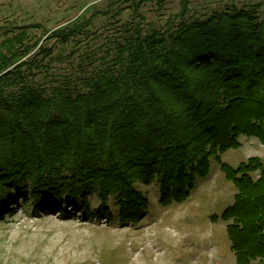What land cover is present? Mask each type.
<instances>
[{
    "label": "trees",
    "instance_id": "1",
    "mask_svg": "<svg viewBox=\"0 0 264 264\" xmlns=\"http://www.w3.org/2000/svg\"><path fill=\"white\" fill-rule=\"evenodd\" d=\"M125 1L140 17L145 1L165 0ZM179 1V14L162 27L121 25L112 47L118 70L90 75L84 81L88 91H75L74 97L63 88L45 95L31 80L66 58L44 41L64 45L87 34L96 12L63 29L42 31L40 44L28 32L39 26L5 33L0 214L13 211L18 196L32 202L33 214L53 207L68 217L63 204L80 208L85 219L111 220V198L118 221L135 223L146 204L137 183L156 179L162 206L182 203L196 178L208 174L209 155L237 148L239 135L264 144V12L260 19L252 6H229L196 18L188 15L189 0ZM100 15L116 12L110 5ZM92 61L84 52L82 63ZM220 170L236 193L211 219L227 223L236 264H264V163L251 157L235 167L221 162ZM90 193L100 200L94 210Z\"/></svg>",
    "mask_w": 264,
    "mask_h": 264
},
{
    "label": "rangeland",
    "instance_id": "2",
    "mask_svg": "<svg viewBox=\"0 0 264 264\" xmlns=\"http://www.w3.org/2000/svg\"><path fill=\"white\" fill-rule=\"evenodd\" d=\"M129 4L125 0H0V39L10 35L13 27L33 25L39 27L28 29L30 39H39L40 44L45 38L42 31L63 29L96 12L87 34L64 45L44 41L47 46L54 44L53 53L62 52L66 58L51 62L31 80L45 95L63 88L74 97L75 91H88L84 81L90 75L118 70L112 47L120 38L121 25L139 22L143 29L158 28L175 20L180 11L179 0H165L161 5L145 1L138 10L140 18L127 8ZM110 5L116 15H100ZM229 6H252L263 19L264 0H189L187 9L189 17L204 18ZM84 52L92 54L91 65L82 63ZM238 142L237 148L209 155L208 174L196 178L182 203L162 206L156 179L137 183L146 204L140 206L135 223L118 221V205L111 198L107 206L112 219L108 220L103 216L85 219L80 208L63 204L68 217L53 207L33 214L30 200L14 196L15 209L0 214V264H236L227 223L211 219L232 204L236 193L220 163L235 167L251 157L264 163V144L257 137L239 135ZM87 201L90 210L100 204L94 193L87 195ZM7 204L8 209L13 206L9 200Z\"/></svg>",
    "mask_w": 264,
    "mask_h": 264
}]
</instances>
